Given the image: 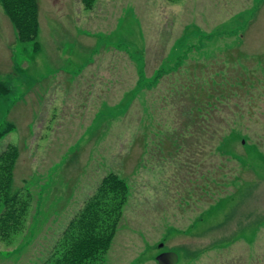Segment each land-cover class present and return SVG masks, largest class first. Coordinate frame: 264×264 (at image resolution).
<instances>
[{"label": "rangeland", "instance_id": "374dc122", "mask_svg": "<svg viewBox=\"0 0 264 264\" xmlns=\"http://www.w3.org/2000/svg\"><path fill=\"white\" fill-rule=\"evenodd\" d=\"M37 1L36 44L17 40L0 1V83L8 88V93L0 96V130L12 126L0 139V154L8 146L18 148L12 186L27 205L21 215L16 214L21 228L9 238L14 243L7 245L0 238V264H42L74 216V176L67 174H74V141L84 134L100 106L91 105L82 118L74 116L71 49L76 40L78 46L88 48L101 42L100 38L105 46L113 45L123 51L127 48L136 54L146 50V46L150 51L155 49L143 57L140 75L139 67L132 70L128 65V74L132 72L134 76H125L122 81L123 76H111L115 81L111 84L115 87L112 103L130 91L139 76H153L160 70L164 74L158 78L152 98H145L146 91L133 103L128 114L130 122L115 123L105 140L94 145V158L102 160L94 162L99 172L92 170L86 176L90 185L81 191L84 196L78 197L79 208L94 194L98 183L116 171L119 162L125 160L124 171L129 172L123 220L105 255L94 264H157L156 257L165 252L178 255L176 264H264V83L247 92L239 91L237 86H211L212 80L235 82L238 76H231L236 74L231 69L233 57L238 56L250 66L252 62L243 55H264V0H94L88 7L81 0ZM81 32L87 36H76ZM92 50L88 54H94ZM156 56L159 62L155 61ZM75 61L77 66L83 62L76 58ZM179 63V72L166 74L168 69L176 70ZM219 69L230 76H211ZM56 76H71L66 79L70 83L67 93L62 86H56L61 83L54 80ZM150 84L149 81L148 87ZM223 89L239 96L227 106L217 104L218 112L213 113L210 123L212 134L208 133L215 139L207 143L208 152L218 146L222 128L234 120L246 128L249 141L223 147L228 156H223V166L217 174L213 158L207 155L206 198L197 199L204 196L202 189L183 198L181 192H174L186 188L187 182L182 186L178 181L172 188L166 174V155L153 156L151 161L144 139L152 136V146L159 141L165 143L170 126H183L187 111L194 106L191 99L198 97L203 104L207 101L205 94ZM187 90L190 97L186 103L177 95ZM239 98H243L240 110L244 119L224 121L222 111L227 115L234 112ZM145 108L153 121L149 130ZM111 118L100 124H108ZM136 123L139 130L133 154L136 148L143 153L132 158L126 154H131L128 148L134 129L125 127ZM188 147L192 146L188 143ZM179 154L171 157L199 160L198 153L194 159H189L187 153ZM133 166L139 168L132 174ZM239 168L244 169L246 180L240 194L234 201L221 202L216 198L214 203L210 194L215 189L217 192L218 186L214 188L209 183L210 172L211 178L222 174L225 195L232 187L224 184L236 176ZM25 174L32 175L26 182ZM46 181L53 185L48 192ZM27 190L30 196H26ZM53 197L59 200L52 202ZM158 204L166 210L160 212ZM51 215L56 216L50 218ZM31 230L36 234L27 235Z\"/></svg>", "mask_w": 264, "mask_h": 264}, {"label": "crops", "instance_id": "0c3cea01", "mask_svg": "<svg viewBox=\"0 0 264 264\" xmlns=\"http://www.w3.org/2000/svg\"><path fill=\"white\" fill-rule=\"evenodd\" d=\"M84 32H81L80 34L77 33L76 36L81 35L83 37H86L87 33ZM96 35L97 37L99 36V34ZM99 40L101 42H97L96 45L88 48H86L85 46H78L79 43L76 40L71 49L74 50V52L71 51V54L73 56L72 63H74V116L82 118V116H84L91 110V105L93 107L100 106L97 113H94V119L91 121L90 125L85 128L86 131L84 132V134H81V136L74 141V174H71L70 171H68L67 173L74 176V213L77 212L81 205V201H78V197L84 196V193H81V191L85 192L86 189L84 188H87L90 185L86 182V176L88 172H91L92 170L94 173L99 172V166L94 167V162L102 159L94 158V155L92 154L94 145H96L97 143L99 144L100 142L105 140L104 138L112 130L115 123L120 121L129 123L130 121L128 120V118L130 116H128V114L133 103L135 101L138 102L139 96H143L146 91L147 92L145 98L147 96V99L152 98L155 92L154 87L158 83V78L156 76H139L134 84V87L128 92L125 91L120 98L112 103L110 97H112V94L115 95V93H113L114 90L112 91V88L115 87L111 84H114L115 81L112 82L113 79L111 78V76H123L121 81L126 79L125 76H134L132 72L128 74V65H130L132 70L133 68L138 69L137 67H139L138 74L140 75L141 71H143L141 68H143V61L145 60L143 59V57H148V55H150L155 49H152V51H150V48H147L146 46V50L144 49L143 51H140V53L136 54V52H132L127 48H125V50L123 51L122 49L116 48L113 45L105 46L103 39L100 38ZM91 48H93L92 51L95 52L92 55L88 54L91 52H88ZM74 55L76 60H83V62L79 66H77ZM83 58H85V60ZM155 61L159 62L158 56H156ZM70 77L71 76H56L54 78V80H56L57 82H61L59 84L57 83L56 86H62L65 93L70 90V83L66 80ZM149 81L151 82V84L148 87ZM180 86L182 87V84H180ZM184 92H181V94L183 95ZM148 93L149 95H147ZM96 97L98 99H96ZM150 102H153V100L151 99ZM145 114L147 115L146 118L149 119V124L147 125L146 129L149 130L148 128H150L153 124L152 116L148 114L146 108ZM109 117L112 118L108 120V124H100L103 119H105L106 121ZM146 118L144 117V119ZM190 123L191 121L189 122L185 118V121H182L183 128L178 127L177 123H174L172 126H170L168 130L170 129L171 132L167 131L165 133V143L162 142L160 144L159 141L158 143H155V146H152V136L146 137L144 139V142L148 146V149H146L145 152L149 155L151 161L155 159L153 156L156 157V155H166L168 169V172L166 174L168 175V179L171 181L170 185H172V188L176 187V183L178 181V184H181L182 186H184L187 182L186 188H183L182 191L177 190L176 192H174V194L181 192L183 194V198H188L193 196V194L197 190L198 193H200L202 189V193L204 196L202 198L201 196L197 197V199H199L200 201L207 196V193H205L208 186L207 155H211V159L213 158L215 174H217V171H221L223 166L222 143L218 144V146L216 145L214 147V150L208 152L207 143L213 141V139L207 137L205 130H201V127L205 128L206 123L197 122L194 129L195 131H192ZM125 128L134 129V132L131 136L130 147L128 148L131 154L128 155L127 152L126 156H131L132 158H136V156L139 157L142 149L139 150V148H136L133 154V144L135 142V139H138L139 123H136L134 127L130 125ZM188 143L192 146L191 148L188 147ZM194 145H197V147L194 148ZM89 146H92V148H90ZM179 153H187L189 159H194L196 153H198L199 160L190 162ZM175 154H179L180 157H171ZM176 158L179 159L176 161ZM124 162L126 161L122 160V162H119L117 167H115L116 171H113V173L118 174L119 177L121 176V179L127 182L126 177L129 176V172L124 171V169H127V166L124 164ZM138 168V166H133L130 171H133V174L137 172ZM140 168L144 167L141 166ZM244 169L250 170V167ZM243 170L239 168L236 176L229 183L224 184L225 186L229 185L232 187L230 192L225 195H222V174L221 177L216 175V177L211 178L212 173L210 172L209 183L213 185L214 188L215 186H218V191L216 192L215 189L214 193L210 194V196L213 197L214 203L216 198H219L221 202L227 199H230L231 201L235 200V198L240 194L244 184L246 183ZM191 174L193 175V178L190 176ZM25 176L26 179L24 180V182H26L27 178H30L32 175L25 174ZM101 176L102 175L98 174V177ZM49 178L50 177H47V181H49ZM47 181L46 183L48 184V188H46V192L50 191L51 187L53 186L52 184L49 185ZM48 198L49 196H47L46 199L48 201H51ZM56 200L59 199L53 197L52 202ZM144 207V205H140V208ZM157 207H160V212L166 210L165 208H162L160 204H158ZM55 216L56 215H51L50 218Z\"/></svg>", "mask_w": 264, "mask_h": 264}, {"label": "trees", "instance_id": "16d2710c", "mask_svg": "<svg viewBox=\"0 0 264 264\" xmlns=\"http://www.w3.org/2000/svg\"><path fill=\"white\" fill-rule=\"evenodd\" d=\"M4 14L9 19L17 40L20 43L32 42L36 44L39 26H38V1L37 0H0ZM176 2L178 0H166ZM87 7L92 5L94 0H81ZM227 50V49H226ZM227 50V52L231 51ZM246 60L251 61L252 65L247 66L243 64L237 57L231 59V69L236 71L238 76L235 82H215L212 80L211 86L234 87L237 86L239 91L247 92L252 88L257 87L259 83H264V55L262 56H245ZM213 57V56H211ZM182 66L179 63L176 70L168 69L166 74L171 72H179ZM256 73V74H255ZM163 71L156 72L153 76L157 78L163 76ZM211 76H230L227 75L223 69L217 70ZM211 92L205 94L207 101L203 104L198 101V97L191 99L193 109L187 111L186 119L190 122L192 131H195L197 122H205V130L207 137L215 139V136H208L212 134V127L210 126L213 113L218 112L217 104L227 106L229 102L237 98L239 94L234 91L225 90ZM8 88L0 83V96L6 95ZM180 100H187L190 97V90H187L182 95H177ZM250 97V95H245ZM243 98H239L235 103V111L227 115L224 111V121L232 119H244V113L240 110L242 108L241 102ZM198 101V103H196ZM247 101H245L246 103ZM250 103V102H248ZM205 105V107H202ZM239 105V106H238ZM227 115V116H226ZM238 120L232 121L227 127L222 128L221 136L219 137V144L222 143V148L235 143L242 144V141H249L248 133L244 126H241ZM12 129V126H7L0 130V139L4 137ZM216 129V128H215ZM214 137V138H213ZM228 141V142H227ZM244 144V143H243ZM223 148V156H228ZM19 150L15 146H8L0 154V238L7 244L14 243L9 239L12 233L18 231L21 225L17 224L15 220L19 217L17 212L21 215L27 205L23 203L22 194L20 192H13L12 175L15 163L19 157ZM128 185L119 178L115 173L107 174L99 183L96 191L90 196L81 208L74 213L65 226L60 236L55 240L51 251L43 260L42 264H94L105 255L109 246L112 243L115 233H117L120 222L123 220V208L127 201ZM26 191V190H25ZM30 196L29 190H27ZM38 217V214H37ZM36 232L28 231L27 235H35ZM31 241L25 243L26 246ZM22 243H20L21 245ZM16 251V250H15Z\"/></svg>", "mask_w": 264, "mask_h": 264}, {"label": "water", "instance_id": "95a60500", "mask_svg": "<svg viewBox=\"0 0 264 264\" xmlns=\"http://www.w3.org/2000/svg\"><path fill=\"white\" fill-rule=\"evenodd\" d=\"M159 247L161 248L163 245L161 244ZM155 261L157 264H176L178 262V255L169 252L161 253L156 257Z\"/></svg>", "mask_w": 264, "mask_h": 264}]
</instances>
